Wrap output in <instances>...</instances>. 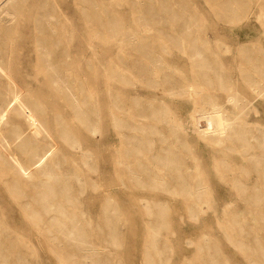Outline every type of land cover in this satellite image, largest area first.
I'll use <instances>...</instances> for the list:
<instances>
[{
    "label": "rangeland",
    "instance_id": "1",
    "mask_svg": "<svg viewBox=\"0 0 264 264\" xmlns=\"http://www.w3.org/2000/svg\"><path fill=\"white\" fill-rule=\"evenodd\" d=\"M42 1L22 0L21 13L17 6L7 27L0 21V63L5 68L0 85L35 91L51 109L47 127L45 119L33 116L43 117V105L23 110L20 102L7 101L0 111V264H264V198L254 190L260 173L241 153L220 155L228 163L216 164L210 144L179 133L174 169L170 143L165 171L151 166L159 146L156 124H161L154 99L176 97L167 96V85L180 91L184 83L199 80L182 49L189 53L207 46L219 54L216 60L235 67L231 75L240 93L255 99L246 120L264 124V98H256L236 70L239 63L249 62L239 47L252 43L255 63L264 68V56L258 54L264 28L255 20V0H240L246 6L227 13L210 8L217 0H94L100 23L94 46L77 8L87 6L86 0L77 7L74 0H52L44 10L53 25L59 24L62 7L74 19L79 40L52 48V68L57 70L51 92L36 53L34 20L46 18L39 17ZM183 26L192 29L181 35ZM162 27L171 28L165 53L158 37ZM123 34L133 41L119 52ZM158 56L163 59L156 61ZM92 60L98 62L96 75ZM158 62L167 69L154 77ZM211 92L216 101L224 100L225 91ZM95 93L98 111L92 110ZM178 97L180 125L188 126L193 101ZM16 106L20 110H12ZM49 133L53 143L45 154V145L37 149L36 142ZM72 135L82 145L70 142ZM261 142L263 149L255 140L250 153L262 150L264 161ZM163 178L178 180L159 183ZM237 181L240 188H235ZM179 187L185 188L172 189ZM188 192L200 197L184 203L182 195Z\"/></svg>",
    "mask_w": 264,
    "mask_h": 264
},
{
    "label": "bare ground",
    "instance_id": "2",
    "mask_svg": "<svg viewBox=\"0 0 264 264\" xmlns=\"http://www.w3.org/2000/svg\"><path fill=\"white\" fill-rule=\"evenodd\" d=\"M245 6L246 5L240 0H217L210 5V8L212 10H220L227 13L232 10L244 8ZM255 8L258 9V12H255V20L263 24L264 28V0H255ZM180 29H182L180 31V34L182 35L183 33L190 32L192 28L189 29V27L183 26L180 27ZM170 30L171 28L167 30V28L162 27L158 34V37L162 38L161 48L164 53L167 49L166 38L171 35ZM149 31H151V29H149ZM174 35H176V31L174 32ZM214 40L219 44L222 43L228 45L227 42L222 41L220 38H214ZM131 41H133V38L131 39L123 34L119 43L118 51L122 52L125 45L131 44ZM252 44L250 46L245 45L239 47V53L242 56L245 54L248 57L249 62L246 64L243 63L242 65L244 67L239 63L236 70L241 77H246L245 79L248 80L246 85L251 89V92L255 97L264 98V71L262 72L264 68L259 63H255L256 54L255 50L252 48ZM204 49L191 48L189 53L186 49H182L181 51L191 60L193 64L192 70L198 75L199 80H195L196 82L193 81L188 84L184 83L179 91L181 97L191 98L194 104V108L190 112L188 126L181 124L179 126V133L181 134V137L183 136L185 138L194 135L198 140L210 144L212 150L215 151L212 158L216 164L228 163L220 155L228 157L233 151L241 153L243 159L249 161L248 163L251 168L258 169V172L260 173L258 183L255 184L254 182V190L256 189L257 191V197L262 199L264 198V161H262L260 156H263V151L261 150L262 152L260 151L255 154L254 152L250 153V150L253 151L255 140L258 141L260 148L263 147L261 141L264 139V124L253 120H246L248 109L253 106L252 104L255 99L250 100L248 97L240 93L238 82L231 75V71H233L235 67H232L230 64L225 66L219 59L216 60L219 55L216 51L210 50L207 46ZM260 51L258 54L264 56V47H261ZM159 59L162 60L163 56H158L156 61ZM117 69L118 68L116 67L115 72ZM165 69H167V65L161 66V62H158L157 67H155L153 71L154 77H160L162 71ZM223 76L225 78H223ZM216 88L225 91V98L222 102L216 101V98L211 95V91ZM169 92L171 93V89ZM255 126H257V128H255ZM239 168L244 170L245 166L240 165ZM168 173H170V171H168ZM166 175L168 174L166 173ZM170 177L172 176L169 175L168 178ZM168 178L167 180L166 178H163L159 183L165 182L166 184H174L178 180L176 178ZM180 180L181 182H184L186 178L181 177ZM239 184H241V181H237L235 188H240ZM183 188L185 187L172 189H176L175 191L177 192L178 189L181 190ZM241 188V190H243V187ZM204 189L209 191L210 188L204 187ZM197 197H200L199 192H188L187 195H182L184 203Z\"/></svg>",
    "mask_w": 264,
    "mask_h": 264
},
{
    "label": "crops",
    "instance_id": "3",
    "mask_svg": "<svg viewBox=\"0 0 264 264\" xmlns=\"http://www.w3.org/2000/svg\"><path fill=\"white\" fill-rule=\"evenodd\" d=\"M56 4L57 1L53 0ZM74 4L77 7V3L79 0H74ZM22 3V0H0V21H2L6 27L8 26L9 23L13 21V16L17 12V6H18V15L21 13L20 12V5ZM43 5H40V8L42 10L39 11V17L42 15L46 18H43L42 20L35 19V31L37 32L36 38L38 39V42L36 43V46L38 47V50L36 53L39 55V70L42 72L46 78V83L48 84V87L50 88L51 92V85H53V72L54 75L56 76L55 71L57 68L53 70L52 68V62L53 59L51 57V52L52 48H57L60 46H74L76 44V41L79 40V38H76L75 31L77 32V28L73 26L74 23H72V19H70L69 15L67 14L66 10L60 9L59 13L61 15V18L58 19L59 24L53 25L52 18H50V15L47 14V12L44 10V7L48 5L51 8L52 0H49V2H45L44 0L42 1ZM48 3V4H46ZM87 6L81 5L78 6V11L80 13V16L82 17V23H83V29L84 31L87 32L88 37H92V46L94 41V37L96 40L99 38V2L94 1V0H86ZM89 3H91V7L89 6ZM16 7V8H15ZM91 8V9H89ZM15 9V11H14ZM63 15V16H62ZM90 15V18H89ZM91 20V25H90V20ZM69 20L71 23H69ZM86 25V26H85ZM6 29V28H5ZM96 32V34H95ZM68 33L72 36L73 39H71V42H69V36ZM89 39L87 40V42ZM75 42V43H74ZM96 46L98 47V41L96 43ZM61 52V51H60ZM59 52V53H60ZM93 61V72H94V66L96 70L98 69V62L97 60H92ZM96 62V64H94ZM5 72V68L3 65L0 63V76L3 75ZM99 74V73H98ZM94 75L95 72H94ZM58 79L60 78L59 75H57ZM158 85V83H157ZM94 89V87H93ZM169 90L170 87L167 85L166 91L167 96H169ZM38 93L35 91H31L29 89H24V88H16L12 83H9L7 86L6 85H0V111H3L6 109L4 104L7 101H11V103L16 104L15 102L18 101L21 104H23L22 109H29V110H37L38 107L37 105H43V117H41L40 113H37V117L35 114H33L34 118H37L38 121H40V118H43L45 120L44 124L47 127V125H50L51 122V114H49L48 108L46 109V106L44 105V102H40L38 97H36ZM171 94L176 97H172L171 99H164L161 97H156L154 100L157 103L155 106V109L157 112L161 113V124L158 123L156 124V131H157V139L159 141V146L155 152V156L150 157L151 159L153 158L154 163L151 162V166H154L156 168H161V174L164 171V168H167L168 162H169V153H168V143L172 144V158H171V163L172 169H174V162L176 164L179 161L178 157V146L177 143L179 142V126H180V121H179V111H178V106H179V86H174V84L171 86ZM8 96H11L10 100L8 99ZM22 98V101H20ZM169 98V97H168ZM149 100H153L152 98ZM25 102L27 103V106H24ZM18 105H20L18 103ZM4 106V107H3ZM174 106V107H173ZM12 110H20L18 106L13 107ZM92 110H99V97L95 93V100H94V94H93V102H92ZM48 113V117H46ZM169 113H171V118H169ZM62 117V116H61ZM0 119H4V116L0 114ZM67 123V121H65ZM160 124V127H164L165 130H167V134H165L164 130H161L158 125ZM171 132V134H169ZM50 139H52L51 134L47 135L44 139H41L40 136H38L37 142L38 148H41V145L44 144V150L46 152L45 154H49V150L51 149V142ZM70 142H75L79 143L82 145L81 139L77 137V135H72V137L69 140ZM152 143L151 140H146ZM148 143L150 146H148L147 150L152 151V144ZM165 143L167 145H165ZM141 147H136V149H139ZM174 148H176L177 154L174 155ZM166 150V151H165ZM166 165V166H165ZM155 172L151 171V174ZM159 173V171L156 172V174ZM178 173L172 171V174ZM159 218V217H157ZM158 236V235H157Z\"/></svg>",
    "mask_w": 264,
    "mask_h": 264
}]
</instances>
